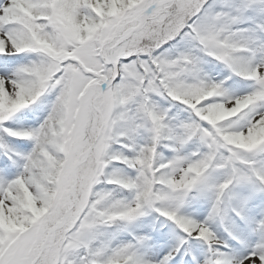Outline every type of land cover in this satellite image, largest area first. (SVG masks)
<instances>
[{
  "label": "snow or ice",
  "instance_id": "obj_1",
  "mask_svg": "<svg viewBox=\"0 0 264 264\" xmlns=\"http://www.w3.org/2000/svg\"><path fill=\"white\" fill-rule=\"evenodd\" d=\"M0 264H264V0H0Z\"/></svg>",
  "mask_w": 264,
  "mask_h": 264
}]
</instances>
